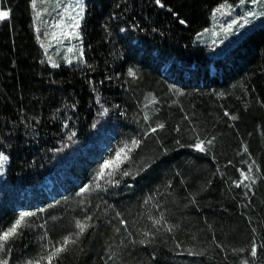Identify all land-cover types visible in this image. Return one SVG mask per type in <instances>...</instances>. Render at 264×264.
Wrapping results in <instances>:
<instances>
[{
	"label": "trees",
	"instance_id": "obj_1",
	"mask_svg": "<svg viewBox=\"0 0 264 264\" xmlns=\"http://www.w3.org/2000/svg\"><path fill=\"white\" fill-rule=\"evenodd\" d=\"M241 1L86 0L55 68L44 0H0V264H264V24L195 40Z\"/></svg>",
	"mask_w": 264,
	"mask_h": 264
},
{
	"label": "rangeland",
	"instance_id": "obj_2",
	"mask_svg": "<svg viewBox=\"0 0 264 264\" xmlns=\"http://www.w3.org/2000/svg\"><path fill=\"white\" fill-rule=\"evenodd\" d=\"M85 1L44 0L43 4H47L48 7L41 11L44 15L40 14L37 18L39 21L36 22L35 19V23L37 28L45 26L48 29L47 33L45 29V36L39 40L52 67L58 68L62 63L67 65L84 63L83 45L78 29L84 15ZM263 2L264 0H244L235 5H221L214 11L210 27L198 34L195 40L199 44H208L215 50L231 48L248 32L264 24V10L261 11L260 7L261 3L263 6ZM52 11L54 14L52 19L47 21L46 18H42ZM8 161L7 158L6 161L0 162V179L4 175Z\"/></svg>",
	"mask_w": 264,
	"mask_h": 264
},
{
	"label": "snow or ice",
	"instance_id": "obj_3",
	"mask_svg": "<svg viewBox=\"0 0 264 264\" xmlns=\"http://www.w3.org/2000/svg\"><path fill=\"white\" fill-rule=\"evenodd\" d=\"M157 2L159 3V0H157ZM9 13L7 11H0V20L6 19L8 18ZM181 23H183V21H181ZM130 75H135L134 73L130 72ZM227 115V114H226ZM135 144V142H133ZM211 143V142H209ZM197 150L199 151H204V145L203 142L199 143L196 145ZM120 155L118 154L117 158L115 160L109 161L104 167L105 168H109V167H116L119 164L120 161ZM7 157H4L3 155H0V162L6 161ZM104 173L101 172V176H103ZM245 179H248L247 176H245ZM32 215V213H21L19 219L16 220V222L13 224V226L8 229L7 231L3 232L2 235H0V249H2L4 247V243L8 241V239L12 236H14L17 233V229L24 223L25 217ZM77 227H79L81 233L85 230V225L84 224H79L77 225ZM72 241L66 240L65 243H69ZM64 249L63 248H57L55 250V252H53L51 254V256L49 257V264H51V260L57 256L60 252H62ZM253 255H255V250H253Z\"/></svg>",
	"mask_w": 264,
	"mask_h": 264
}]
</instances>
